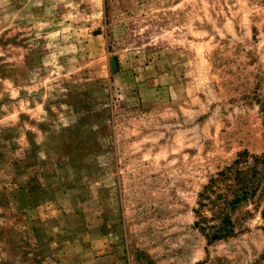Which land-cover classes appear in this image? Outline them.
<instances>
[{"label": "rangeland", "instance_id": "obj_1", "mask_svg": "<svg viewBox=\"0 0 264 264\" xmlns=\"http://www.w3.org/2000/svg\"><path fill=\"white\" fill-rule=\"evenodd\" d=\"M0 264H264V0H0Z\"/></svg>", "mask_w": 264, "mask_h": 264}, {"label": "trees", "instance_id": "obj_2", "mask_svg": "<svg viewBox=\"0 0 264 264\" xmlns=\"http://www.w3.org/2000/svg\"><path fill=\"white\" fill-rule=\"evenodd\" d=\"M225 173H221V175H224ZM216 179H210L211 182H215ZM209 186H207V188L205 187V190L208 189ZM202 195V194H201ZM207 198H209V195H205Z\"/></svg>", "mask_w": 264, "mask_h": 264}]
</instances>
